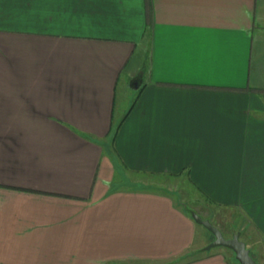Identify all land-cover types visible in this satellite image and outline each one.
<instances>
[{
    "label": "crops",
    "instance_id": "obj_1",
    "mask_svg": "<svg viewBox=\"0 0 264 264\" xmlns=\"http://www.w3.org/2000/svg\"><path fill=\"white\" fill-rule=\"evenodd\" d=\"M123 174L264 245V0H0V264H238Z\"/></svg>",
    "mask_w": 264,
    "mask_h": 264
},
{
    "label": "rangeland",
    "instance_id": "obj_2",
    "mask_svg": "<svg viewBox=\"0 0 264 264\" xmlns=\"http://www.w3.org/2000/svg\"><path fill=\"white\" fill-rule=\"evenodd\" d=\"M137 55H143L142 56V64L144 67V70H148V65H149V51L147 49L141 48L137 50ZM137 59V58H136ZM136 61V60H134ZM135 98V92L133 90H128L127 95L124 94V92H120L118 100H117V117L122 116V113L124 110L130 106L132 101ZM126 178L121 177V179H124L125 181V186L133 189H143V188H154L158 186H162L161 184L164 183L166 186H168L169 189L176 191L175 192V200L176 202H179L181 207L184 208L185 211H188L189 213H195L196 209L198 207H206L207 204L206 201L200 196L199 192L192 187L190 182L186 179V177L182 178H177V179H162V178H150L147 176H135V175H127L123 174ZM118 178L115 179L114 184H118L119 182L123 181L120 180L119 176H116ZM212 212H218L214 209H210ZM221 216L214 217L216 219L215 225L218 226V228H221L225 233H233L231 230L230 224L232 223V217L231 216H226L227 214H224L222 212ZM204 220V219H203ZM201 231H204L203 228H200ZM241 232L240 235V241L243 244H246L248 246L247 250L250 252V255L254 262L256 264H264V245L257 241H255L250 237V234L247 233V231H238ZM206 233V232H205ZM236 234V233H235ZM211 238L212 236L209 235ZM199 257L198 252H190L189 254L185 255L183 257L182 262H189L192 260H195L196 258ZM181 262V263H182ZM134 264H143V263H134Z\"/></svg>",
    "mask_w": 264,
    "mask_h": 264
},
{
    "label": "water",
    "instance_id": "obj_3",
    "mask_svg": "<svg viewBox=\"0 0 264 264\" xmlns=\"http://www.w3.org/2000/svg\"><path fill=\"white\" fill-rule=\"evenodd\" d=\"M194 223L206 230L212 237L213 242L203 249V252H210L214 249H226L233 253L238 264H256L245 244L240 241V234H235L231 239H224L222 233L210 222L202 220L195 213H190Z\"/></svg>",
    "mask_w": 264,
    "mask_h": 264
},
{
    "label": "trees",
    "instance_id": "obj_4",
    "mask_svg": "<svg viewBox=\"0 0 264 264\" xmlns=\"http://www.w3.org/2000/svg\"><path fill=\"white\" fill-rule=\"evenodd\" d=\"M118 130H119V127H117L116 129H114V130L112 131V136H113V138L115 137V134L118 132ZM176 205L179 206L184 212L187 213V211H185L184 208L181 207V205H180L179 202H177Z\"/></svg>",
    "mask_w": 264,
    "mask_h": 264
},
{
    "label": "flooded vegetation",
    "instance_id": "obj_5",
    "mask_svg": "<svg viewBox=\"0 0 264 264\" xmlns=\"http://www.w3.org/2000/svg\"><path fill=\"white\" fill-rule=\"evenodd\" d=\"M241 235V234H240Z\"/></svg>",
    "mask_w": 264,
    "mask_h": 264
}]
</instances>
